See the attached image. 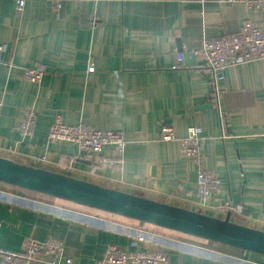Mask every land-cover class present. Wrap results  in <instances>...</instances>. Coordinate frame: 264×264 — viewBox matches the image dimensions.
<instances>
[{
	"label": "crops",
	"instance_id": "obj_1",
	"mask_svg": "<svg viewBox=\"0 0 264 264\" xmlns=\"http://www.w3.org/2000/svg\"><path fill=\"white\" fill-rule=\"evenodd\" d=\"M246 20L264 21L256 11L216 1L62 0L55 12L51 0H26L19 13L13 1L0 0L2 59L11 64L0 65V156L264 231V59L228 67L217 97L199 59L173 68L175 50L237 34ZM33 66L45 68L39 84L22 77ZM27 109L37 118L25 136L19 124ZM57 116L68 125L122 132L124 151L102 153L121 156L122 164L91 166L76 160L74 145L48 142ZM163 125L179 138L191 126L202 128L200 152L221 182L218 195L201 202L195 166L177 142L160 140ZM1 187L3 249L19 252L28 239L53 238L72 264H95L110 245L161 248L168 264H264V257L233 247ZM225 202L230 209L215 208Z\"/></svg>",
	"mask_w": 264,
	"mask_h": 264
},
{
	"label": "built area",
	"instance_id": "obj_2",
	"mask_svg": "<svg viewBox=\"0 0 264 264\" xmlns=\"http://www.w3.org/2000/svg\"><path fill=\"white\" fill-rule=\"evenodd\" d=\"M11 1L14 2L16 10L21 13L26 0ZM197 1L201 5L208 1L241 5L246 9L256 11L264 19V0ZM61 2L62 0H51V6L55 12L60 10ZM3 51L4 46L0 45V65L10 67L11 64L5 63L2 59ZM186 56L199 59L202 62L198 67L206 73L212 95L217 97L221 91L226 89L225 70L228 67L264 59V21L246 20L237 34L225 35L216 39H203L199 49L182 48L175 50L173 68L187 67L184 61ZM88 71H93V68L89 67ZM44 74L45 68L39 66L24 67L22 70V77L33 84H39ZM2 107L3 97L0 95V114ZM36 118L35 110H25L19 124V131L25 136L29 135L34 129ZM201 132V127L191 126L187 129L186 135L179 138L172 127L163 125L160 128L159 137L163 142H177L182 155L195 166L196 192L202 202L219 194L221 182L216 173L205 168L199 147ZM47 140L54 144L69 143L74 145L77 149L76 160L91 166L95 164L110 167L120 166L122 164L121 156L112 158L104 156L102 153L106 148H112L121 154L126 145L122 132L99 131L85 124L68 125L61 120L60 116H57L48 127ZM46 160L45 156L41 158V161L45 162ZM215 208L223 211L230 209L231 205L229 202H225ZM143 240L142 236L137 238L138 242H143ZM63 251V243L57 239L49 238L45 241L28 239L19 252L0 248V264H72V260L65 257ZM95 264H168V256L161 248L140 252L127 251L122 247L110 245L105 249L102 258L97 260Z\"/></svg>",
	"mask_w": 264,
	"mask_h": 264
},
{
	"label": "water",
	"instance_id": "obj_3",
	"mask_svg": "<svg viewBox=\"0 0 264 264\" xmlns=\"http://www.w3.org/2000/svg\"><path fill=\"white\" fill-rule=\"evenodd\" d=\"M0 184L70 201L264 257L262 230L58 172L30 167L2 156Z\"/></svg>",
	"mask_w": 264,
	"mask_h": 264
},
{
	"label": "rangeland",
	"instance_id": "obj_4",
	"mask_svg": "<svg viewBox=\"0 0 264 264\" xmlns=\"http://www.w3.org/2000/svg\"><path fill=\"white\" fill-rule=\"evenodd\" d=\"M17 163H18V162H17ZM20 164H22V163H20ZM0 185L2 186L1 188L3 189L2 192H5V193H6V192L9 193V192L13 191V189H14L15 191H16V189H17V190L20 189V188H18V187H13V186L10 188L8 185H7V186H8L9 188H6V185H5V184H0ZM89 209H93V208H89ZM99 211H100V210H99Z\"/></svg>",
	"mask_w": 264,
	"mask_h": 264
},
{
	"label": "trees",
	"instance_id": "obj_5",
	"mask_svg": "<svg viewBox=\"0 0 264 264\" xmlns=\"http://www.w3.org/2000/svg\"><path fill=\"white\" fill-rule=\"evenodd\" d=\"M243 252H245V251H243ZM245 253H248V252H245Z\"/></svg>",
	"mask_w": 264,
	"mask_h": 264
}]
</instances>
